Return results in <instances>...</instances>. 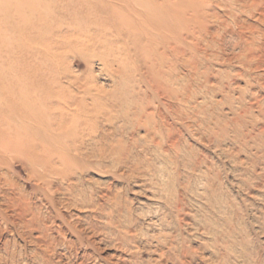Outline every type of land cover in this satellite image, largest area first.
<instances>
[{
  "label": "rangeland",
  "instance_id": "obj_1",
  "mask_svg": "<svg viewBox=\"0 0 264 264\" xmlns=\"http://www.w3.org/2000/svg\"><path fill=\"white\" fill-rule=\"evenodd\" d=\"M0 254L264 264V0H0Z\"/></svg>",
  "mask_w": 264,
  "mask_h": 264
},
{
  "label": "bare ground",
  "instance_id": "obj_2",
  "mask_svg": "<svg viewBox=\"0 0 264 264\" xmlns=\"http://www.w3.org/2000/svg\"><path fill=\"white\" fill-rule=\"evenodd\" d=\"M3 250H4V249H3ZM5 251H6V250H5ZM5 253H6V252H5ZM17 254H18V253H17ZM1 255H2V254H0V259H1ZM2 256H3V255H2ZM1 260H2V259H1ZM0 262H2V261H0Z\"/></svg>",
  "mask_w": 264,
  "mask_h": 264
}]
</instances>
